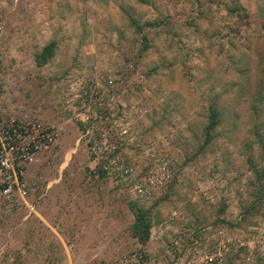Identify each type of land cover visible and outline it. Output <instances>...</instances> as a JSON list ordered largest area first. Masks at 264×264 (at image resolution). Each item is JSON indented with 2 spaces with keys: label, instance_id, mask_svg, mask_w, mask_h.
Listing matches in <instances>:
<instances>
[{
  "label": "rangeland",
  "instance_id": "obj_1",
  "mask_svg": "<svg viewBox=\"0 0 264 264\" xmlns=\"http://www.w3.org/2000/svg\"><path fill=\"white\" fill-rule=\"evenodd\" d=\"M4 20L2 116L28 113L61 132L26 172L38 185L29 196L37 214L24 219L26 208L0 195V264L22 251L21 264H120L147 254L112 250L107 262L80 252L76 233L63 237L72 261L63 248H33L37 239L52 244L55 217L69 224L85 212L77 199L65 203L75 190L148 209L152 228L169 234L172 264H264V173L256 172L264 171V0H17ZM52 40L54 56L38 65ZM96 73L126 78L120 117L130 135L117 178L92 174L73 119L78 90ZM210 107L219 123L207 141Z\"/></svg>",
  "mask_w": 264,
  "mask_h": 264
},
{
  "label": "built area",
  "instance_id": "obj_2",
  "mask_svg": "<svg viewBox=\"0 0 264 264\" xmlns=\"http://www.w3.org/2000/svg\"><path fill=\"white\" fill-rule=\"evenodd\" d=\"M16 2L0 0V34L4 28V13ZM125 81L123 74L118 78L108 75L106 79L100 80L96 73L82 82L77 93L73 119L80 126L82 138L87 140L93 163L91 172L96 178L101 175H113L115 178L122 176L117 171L125 165V159L121 156L130 135L129 125L120 117L124 104L119 92H127ZM2 91L0 71V96ZM60 132L61 128L57 124L31 117L28 113L3 117L0 111V195L9 203L25 207L28 217L37 214L29 196L38 185L33 183L32 188L26 179L27 169L39 155L54 148ZM166 169V166L162 167V171ZM150 191L147 190L148 193ZM180 241H175L176 250L181 245ZM145 256L144 252H139L130 258L121 259L120 264H141ZM24 259L25 251H22L20 258L9 256L8 261L9 264H21Z\"/></svg>",
  "mask_w": 264,
  "mask_h": 264
},
{
  "label": "crops",
  "instance_id": "obj_3",
  "mask_svg": "<svg viewBox=\"0 0 264 264\" xmlns=\"http://www.w3.org/2000/svg\"><path fill=\"white\" fill-rule=\"evenodd\" d=\"M77 192L75 190L70 195L68 194L65 203H70V205L76 204L77 199V202L84 205L83 209L85 212L81 210L80 214H72L71 217L74 221L69 224L63 223L60 216L55 217V221H53L55 224L49 230L51 231V237L48 242L52 241V244L47 245L37 239V245H34L33 248L36 247L39 251L49 248L54 251L60 250V252H63L64 249L65 253L69 255L68 260L72 261L70 251H73V249L68 248V243L63 237L67 234L72 235L76 233L81 234L80 240H78L79 249L82 247L80 252L84 249H90L95 252L96 257L104 259L107 262L113 261V256L111 258L110 255L112 250L120 251L122 249L126 251L142 247L147 253L146 256L149 264H172V254H170L171 244L169 243L171 240L166 229L152 228L150 239L146 243H141L130 233L135 216L127 204L119 200L109 202V196L105 194L102 196L99 194L96 198H89L87 192ZM55 204H58V202L56 201ZM22 213L27 214L26 211H22ZM27 218L28 216L25 215L24 219ZM87 219H91L92 221L91 234L93 237L86 242L82 235H86V231L88 230ZM61 225L63 226L61 227ZM80 255L84 259L87 257V255H83L82 253ZM87 258L89 259V256Z\"/></svg>",
  "mask_w": 264,
  "mask_h": 264
},
{
  "label": "trees",
  "instance_id": "obj_4",
  "mask_svg": "<svg viewBox=\"0 0 264 264\" xmlns=\"http://www.w3.org/2000/svg\"><path fill=\"white\" fill-rule=\"evenodd\" d=\"M149 25H154L150 23ZM56 42L50 41L42 51L37 55L36 62L42 66L46 64L49 59L54 56L56 49ZM219 123V113L215 107H210L209 110V122L206 127L207 141L211 139V135ZM260 176H263L264 171L256 170ZM130 209L133 211L135 220L132 225V235L136 237L141 243H146L151 236L152 219L149 210L143 206L138 205L136 202L129 203Z\"/></svg>",
  "mask_w": 264,
  "mask_h": 264
}]
</instances>
